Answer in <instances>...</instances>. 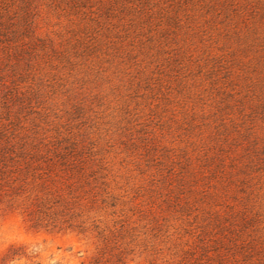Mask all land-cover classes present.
Instances as JSON below:
<instances>
[{
    "label": "rangeland",
    "instance_id": "obj_1",
    "mask_svg": "<svg viewBox=\"0 0 264 264\" xmlns=\"http://www.w3.org/2000/svg\"><path fill=\"white\" fill-rule=\"evenodd\" d=\"M10 245L0 264H264V0H0Z\"/></svg>",
    "mask_w": 264,
    "mask_h": 264
},
{
    "label": "trees",
    "instance_id": "obj_2",
    "mask_svg": "<svg viewBox=\"0 0 264 264\" xmlns=\"http://www.w3.org/2000/svg\"><path fill=\"white\" fill-rule=\"evenodd\" d=\"M35 224L34 225H32L31 227H33V228H35ZM80 232H82V231H80ZM13 248H14V245H10L9 246V248L6 250V252H5V254L3 255V257L2 258H0V261L2 260V261H9V260H12L13 259V257L16 255H18V254H16V253H11V251L13 250ZM11 253V254H10ZM18 256H20V255H18ZM124 259L122 258V257H119L118 259H117V262L118 263H121V264H124V261H123Z\"/></svg>",
    "mask_w": 264,
    "mask_h": 264
}]
</instances>
